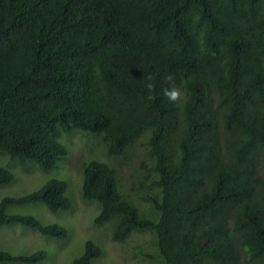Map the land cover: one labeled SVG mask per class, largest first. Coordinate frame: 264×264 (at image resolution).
Listing matches in <instances>:
<instances>
[{
  "label": "trees",
  "instance_id": "16d2710c",
  "mask_svg": "<svg viewBox=\"0 0 264 264\" xmlns=\"http://www.w3.org/2000/svg\"><path fill=\"white\" fill-rule=\"evenodd\" d=\"M78 130L113 159L145 136L153 164L130 189L150 213L106 160L81 167V197L113 239L149 230L164 264H264V0H0V155L48 171ZM13 178L0 166V185ZM67 185L2 198L0 225L64 238L61 224L6 208L68 210ZM47 255L0 248V263ZM100 255L87 240L73 264Z\"/></svg>",
  "mask_w": 264,
  "mask_h": 264
},
{
  "label": "rangeland",
  "instance_id": "374dc122",
  "mask_svg": "<svg viewBox=\"0 0 264 264\" xmlns=\"http://www.w3.org/2000/svg\"><path fill=\"white\" fill-rule=\"evenodd\" d=\"M61 141L66 145L68 156L48 171L40 170L35 163L21 165L6 154H1L0 166L11 170L14 178L10 184L0 185V200L4 197L23 196L37 190L52 177L65 179L68 183L66 195L71 201L68 210L53 212L43 204L29 203L10 204L6 211L10 214H31L44 224H61L67 230V235L55 239L20 224L0 225V248L13 254L46 250L47 259L38 264H73V259L83 253L86 241L91 240L102 249V255L95 258L92 264H164L160 259L149 256L156 255L154 235L151 231L135 230L125 239L117 241L112 237V221L103 224L94 222L99 212L97 202L81 197L83 161L89 158L104 159L117 168L119 186L125 196L131 198L141 212L150 213L151 208L142 193L144 189H130L142 180L146 169L153 164L143 144L145 136L136 140L135 145L127 150V154L118 159L107 157L100 139L89 132L78 130L71 135H63ZM149 182L150 180L145 181L146 184Z\"/></svg>",
  "mask_w": 264,
  "mask_h": 264
},
{
  "label": "clouds",
  "instance_id": "9594fccd",
  "mask_svg": "<svg viewBox=\"0 0 264 264\" xmlns=\"http://www.w3.org/2000/svg\"><path fill=\"white\" fill-rule=\"evenodd\" d=\"M149 87H151V85H149ZM175 93H172L171 96H170V99H174L175 98Z\"/></svg>",
  "mask_w": 264,
  "mask_h": 264
}]
</instances>
